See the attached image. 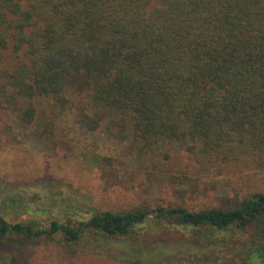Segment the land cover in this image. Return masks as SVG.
<instances>
[{
	"label": "trees",
	"instance_id": "obj_1",
	"mask_svg": "<svg viewBox=\"0 0 264 264\" xmlns=\"http://www.w3.org/2000/svg\"><path fill=\"white\" fill-rule=\"evenodd\" d=\"M72 92L129 121L143 154L166 158L178 142L200 169L263 157L264 0H0V111L27 128L35 102L63 107ZM99 118L80 119L92 131ZM235 190L198 209L122 198L98 210L53 185H0V245H54L71 258L78 242L115 239L134 264L155 249H144L150 232L174 219L196 259L264 264V175H238Z\"/></svg>",
	"mask_w": 264,
	"mask_h": 264
},
{
	"label": "rangeland",
	"instance_id": "obj_2",
	"mask_svg": "<svg viewBox=\"0 0 264 264\" xmlns=\"http://www.w3.org/2000/svg\"><path fill=\"white\" fill-rule=\"evenodd\" d=\"M35 103V124L27 128L18 124L9 110L0 111V185L15 189L53 185L62 194L77 195L98 210L114 209L122 198L146 201L150 207L184 205L185 201L188 209L192 203H197L194 209H198L233 199L238 175L250 171L264 175V156L200 169L178 142L166 145V158L143 154L129 121L94 107L84 92H72L63 107L48 100ZM93 110L100 113L99 124L89 131L80 118L81 113L91 116ZM6 124L8 132L4 130ZM100 156L109 157L110 164L98 163ZM162 222L144 245V249H155L147 254L143 251L134 264L238 262L235 255L225 252H218L220 258L214 260L196 259L203 256L186 233L172 225L176 221ZM73 246L77 253L68 258L54 245L8 242L0 245L5 255L0 264H123L130 254L126 244L115 239L81 241ZM162 251H167L163 257L155 256ZM145 255L152 257L144 259Z\"/></svg>",
	"mask_w": 264,
	"mask_h": 264
}]
</instances>
